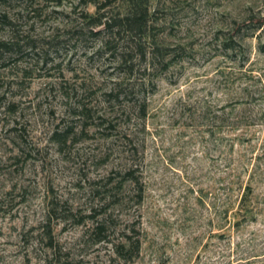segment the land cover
<instances>
[{
    "label": "rangeland",
    "instance_id": "374dc122",
    "mask_svg": "<svg viewBox=\"0 0 264 264\" xmlns=\"http://www.w3.org/2000/svg\"><path fill=\"white\" fill-rule=\"evenodd\" d=\"M93 1L0 0V41L14 37L22 46L0 60V264L228 261L237 236L251 238L252 229L219 239L216 155L205 129L184 127L188 115L179 109L239 98L246 83L264 96V25L255 31L245 23L264 22V0H149V42L182 50L168 72L152 77L146 130L134 135L144 144L136 158L128 119L103 132L73 115L78 105L103 111L100 89L119 77L110 58L96 54L101 38L76 34L85 15H96ZM126 9L119 3L112 11ZM226 39L236 42L233 51L223 48ZM67 127L74 129L55 136ZM135 164L143 173L141 204L122 172ZM98 222H106L107 241L94 236ZM135 231L140 253L118 257L116 245L130 250ZM261 241L240 257L263 254Z\"/></svg>",
    "mask_w": 264,
    "mask_h": 264
},
{
    "label": "trees",
    "instance_id": "16d2710c",
    "mask_svg": "<svg viewBox=\"0 0 264 264\" xmlns=\"http://www.w3.org/2000/svg\"><path fill=\"white\" fill-rule=\"evenodd\" d=\"M93 2L97 10L96 15H85L84 18L88 22L76 30V34L78 37L89 35L90 38H101L102 46L96 54L107 55L119 77L112 81L110 87L104 84L100 89L106 107L103 111H93L85 105H78L73 115L85 125V129L96 124L95 127L103 132L116 129L119 121L117 118L128 119L132 128L127 131L126 138L129 139L130 145L133 144L130 152L133 158H136L144 144L135 141L137 137L134 135L146 130L149 115L148 95L153 94L156 89L152 77L157 73L168 72L175 56L179 55L176 51L182 48L170 49L149 42L151 27L149 0ZM119 3L126 5L124 13L112 11L113 6ZM245 23L254 24L255 31H260L264 25L263 20L255 22L252 18ZM98 28L101 29L97 30ZM263 31L264 29L258 37H261ZM235 45L233 39H226L223 48L226 51H233ZM21 48L20 42L14 37L11 40L0 41V60L20 53ZM256 82L263 85L262 79ZM251 87V84L246 83L242 90L244 96L240 95L239 98L224 103L204 102L192 105L185 102L180 104L179 109L182 117L188 115V123L184 124V127L205 129L203 135H209L212 151L216 155L214 159L217 163L214 175L216 187L213 195L217 202L219 239L232 238L231 232L252 229L248 234L251 238L237 236L239 243L233 244L235 248L230 249L228 261H225L226 256H220L221 264H252L254 260L264 258V253L247 258L239 255L244 254L246 257L253 252L257 248V243L261 241L258 239H262L264 246V230L254 229L255 226H264V108L260 104L264 103V96L261 99L256 98ZM261 89L263 90L264 86H261ZM9 110L13 112L14 105H11ZM91 120L92 123L89 124ZM73 129L67 127L64 133L57 132L55 136H66ZM202 141L208 143L205 138ZM140 168L135 164L122 170L124 177L133 184L135 198L139 204L143 202L145 194L143 173ZM93 233L99 241H107L106 222H98ZM135 233L138 234L136 241L132 243L128 241L130 247L132 246L130 250H126L127 246L124 243L116 245L115 253L118 257L124 253L130 254L132 250L136 255L140 253L142 245L140 232ZM127 239H130V236ZM236 257L238 259L233 261Z\"/></svg>",
    "mask_w": 264,
    "mask_h": 264
}]
</instances>
